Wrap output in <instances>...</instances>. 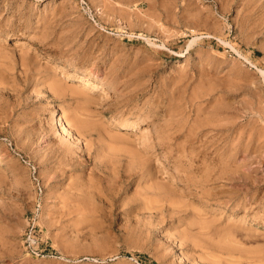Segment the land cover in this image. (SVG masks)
Returning a JSON list of instances; mask_svg holds the SVG:
<instances>
[{
    "label": "rangeland",
    "instance_id": "obj_1",
    "mask_svg": "<svg viewBox=\"0 0 264 264\" xmlns=\"http://www.w3.org/2000/svg\"><path fill=\"white\" fill-rule=\"evenodd\" d=\"M261 67L264 0H0V264H264Z\"/></svg>",
    "mask_w": 264,
    "mask_h": 264
},
{
    "label": "bare ground",
    "instance_id": "obj_2",
    "mask_svg": "<svg viewBox=\"0 0 264 264\" xmlns=\"http://www.w3.org/2000/svg\"><path fill=\"white\" fill-rule=\"evenodd\" d=\"M196 40H197V37L194 36L193 39L190 41L189 46H191ZM241 53H242V52H241ZM239 55H240V53H239ZM243 55H244V54H243ZM243 57H244V56H243ZM243 57H242V58H243ZM244 58L248 59L246 56H245ZM247 61H249V59H248ZM249 62H250V61H249ZM258 66H260V65H258ZM258 66H257V67H258ZM262 67H263V66H262ZM262 67L260 68L259 71H261V73L264 75V69H263ZM84 82H85L86 87L89 88V89H91V91H92L93 93H97L98 89H103V86H104V85H103V82H97V81H96V82H92V81H91V76L85 77V78H84ZM61 84H62V83H61ZM102 85H103V86H102ZM56 88H58V87H56ZM84 88H85V87H84ZM62 90H63V89H62ZM84 90H85V89H84ZM58 91H59V90H58ZM99 91H100V90H99ZM64 92H65V91H64ZM82 92H83V93H82ZM82 92H81V93L84 94L85 91H82ZM62 93H63V92H62ZM85 94H86V93H85ZM85 94H84V95H85ZM87 96H89V95H87ZM87 96L85 95L84 99H81V98H82V97H81V98H80V99H81L80 101L83 100V102H85L84 104L88 103L89 106L92 105V104H96V106H97V105L99 104V103H98L99 101L97 102L98 99H97V100L94 99V98H95L94 96H89V97H87ZM92 97H93V98H92ZM96 98H97V97H96ZM80 101L78 100L79 104L81 105ZM83 102H82V106L79 105V107H82V108H80L81 110H83V109H84L83 106H85V105L83 104ZM97 103H98V104H97ZM86 105H87V104H86ZM85 107L88 108L87 106H85ZM94 107H95V105H94ZM86 108H85V109H86ZM85 109H84V111H85ZM89 109H90V108L86 109L85 112L89 111ZM93 109H94V111L96 112L95 108H93ZM85 112H82V113L84 114ZM90 112L92 113L93 110L90 109ZM90 112H89V113H90ZM118 112H119V111H118ZM54 113H55V112H54ZM87 113H88V112H87ZM93 113H94V112H93ZM93 113H92L91 115H93ZM83 114L79 117V118L81 119V121L83 120V118H84V119H86V118L89 119L90 116H91L90 114H89V115H86V114H85L87 117H86L85 115H84V116H85V117H84ZM137 114H138V113H137ZM137 114L134 113L133 115H134V116H139V117H141L140 114H138V115H137ZM96 115H98V114H96ZM58 116H59V119H60V122H61V125H62L63 132H68V133H70V130H71L70 125H73L74 123L72 124L71 122H69V123H71V124H69V123L67 122L68 119L66 120V119L64 118L63 115H60V113L58 114ZM82 116H83V117H82ZM94 116H95V114L93 115V117L91 116L90 120L93 119V118H95ZM81 117H82V118H81ZM128 118H129V117H128ZM137 118H138V117H137ZM93 120H95V121H97V122L99 121V120H97V119H93ZM93 120H91V122H89L88 120H86V121L83 120L84 122L82 121V123L85 124V123L88 122L90 126H93L94 123H95V122H94V123L91 125V123L93 122ZM138 120H139V119H132V120H130V118H129V119L126 118V119H123V120L116 121V122H117L116 125H117V127L120 128V129H131V130H132V129H135V128L139 125V124H138V123H139ZM81 121H80L79 123L82 125ZM73 122H74V120H73ZM88 123H87V124H88ZM80 124L78 125V122H77V125H76V126H81ZM84 124H83V126H84ZM95 124H97V123H95ZM100 124H102V123H100ZM74 125H75V124H74ZM97 125L100 126V125H99V122H98ZM97 125H96V126H97ZM114 125H115V124H114ZM85 126H86V125H85ZM94 126H95V125H94ZM94 126H93V127H94ZM74 127H75V126H74ZM115 127H116V126H115ZM78 128L81 129V127H78ZM88 128H89V127H88ZM82 129H85V130H86L85 127H83ZM82 129H81V130H82ZM90 129H91V128H90ZM76 130L80 132V130H78V129H76ZM87 130H88V129H87ZM82 131H83V130H82ZM78 134H79V133H78ZM112 137H113V135H112ZM115 137H117V136H115ZM124 138H125V137H124ZM127 142H128V141H127ZM211 145H212V144H211ZM134 153H135V152H134ZM141 163H142V162H141ZM237 166H238V165H237ZM222 172H224L223 169L220 170V172H218V173L216 172V175L219 176ZM234 172H235V171H234ZM115 176H116V175H115ZM186 177H187V176H186ZM207 177H208V174H207ZM211 177H212V176H211ZM223 177H224V176H223ZM245 177H246V176H245ZM185 180L189 183V182H191L193 179H192L191 177H188V178H185ZM237 180H238V179H237ZM199 181H200V180H197V182H199ZM89 183H90V182H89ZM147 183H148V182H147ZM200 183H201V185H200ZM200 183H199V185L202 187V190H203V191L200 190L199 193H193V192H191V193H189V194H192L193 196L198 195L199 198L202 199L203 197H204V198L206 197V191L204 190V189H206V188H205L206 185L204 184V182H201V181H200ZM145 184H146V183H145ZM191 184H192V182H191ZM239 184H240V183H239ZM187 185H188V187H189L190 184H187ZM194 185H195V184H194ZM197 185H198V184H197ZM203 185H204L205 187H204ZM254 185H255V184H254ZM89 186H90V185L88 184L87 187H89ZM243 186H244V185H243ZM90 187H91V186H90ZM90 187H89V189H90ZM109 187H111V186H109ZM203 187H204V188H203ZM151 188H152V187H151ZM155 188H156V187H155ZM189 188H190V187H189ZM199 189H201V188L199 187ZM245 189H246V188H245ZM91 190H92V189H91ZM91 190H89V191H91ZM94 190H95V188H94ZM100 190H101V189H100ZM120 190H121V189H120ZM206 190H207V189H206ZM155 191H156V190H155ZM197 191H198V190H197ZM208 191H209V190H208ZM82 192H83V193H82ZM86 192H88V190L85 191V193H86ZM92 192H93V191H92ZM97 192H98V193H102L101 191H100V192L97 191ZM97 192H96V193H97ZM175 192H176V191H175ZM204 192H205V194H204ZM85 193H84V188H83V190H81V194L83 195V194H85ZM93 193H94V192H93ZM96 193H94V194H96ZM209 193L211 194L210 191H209ZM214 193H215V192H214ZM45 194H46V193H45ZM86 194H87V193H86ZM189 194H188V195H189ZM210 194H208V192H207V196H209ZM99 195H101V194H99ZM135 195H136V194H135ZM204 195H205V196H204ZM184 196H185V195H184ZM189 196H190V195H189ZM77 197H78V196H77ZM127 197H128V196H127ZM187 197H188V196H187ZM209 197L211 198V196H209ZM106 198H107V197H106ZM206 198H207V200H208V197H206ZM253 199H254V198H253ZM82 200H83V198H82ZM82 200H81V202H82ZM105 200H106V199H105ZM123 200H124V199H123ZM174 200H175V199H174ZM209 200H210V199H209ZM125 201H126V200H125ZM125 201H124V202H125ZM148 202H150V201H148ZM74 203H75V202H74ZM79 203H80V202H79ZM85 203H86V202H85ZM179 203H180V202H179ZM247 203H248V202H247ZM89 204H90V203H89ZM141 204H142V203H141ZM146 204L148 205V203L146 202L145 204H143V206L145 205V207H146V206H147ZM149 205H150V204H149ZM149 205H148V206H149ZM174 205H175V204H174ZM174 205H171V206H174ZM148 206H147V207H148ZM151 206H152V205H151ZM153 206H155V205H153ZM176 206H177V205H176ZM179 206H180V205H179ZM179 206H178V207H179ZM187 206H188V205H187ZM147 207H146V208H147ZM155 207H156V206H155ZM174 207H175V206H174ZM153 208H154V207H153ZM153 208H152V209H153ZM172 208H173V207H172ZM148 209H149V208H148ZM194 211H195V210H194ZM194 211H193V212H194ZM169 212H170V211H169ZM197 215H199V214H197ZM192 216H193V215H192ZM201 217H202V216H201ZM197 218H198V217H197ZM203 218H204V217H203ZM204 219H205V218H204ZM206 221H207V220H206ZM204 222H205V221H203V224H204ZM207 222H209V221H207ZM195 223H196V222H195ZM200 223H201V222H200ZM214 224H215V223H214ZM197 226H200V225H197ZM204 227H205V225H204ZM231 227H232V226H231ZM189 228H190V227H189ZM200 228H201V231H202V228H203V227H200ZM206 228H207V227H206ZM185 229H186V228H185ZM228 229H229V228H228ZM186 230H187V229H186ZM186 230H185V231H186ZM188 230H191V229H188ZM192 231H193V230H192ZM195 231H198V230H195ZM199 231H200V230H199ZM203 231H204V230H203ZM213 231H214V230H213ZM235 231H236V230H235ZM247 231H248V230H247ZM186 232H187V231H186ZM190 232H191V231H190ZM204 232H205V231H204ZM206 232H208V231H206ZM206 232H205V234H206ZM252 232H254V231H252ZM255 232H257V231H255ZM258 232H259V231H258ZM199 233H200V232H199ZM196 234H197V233H196ZM205 234L203 233V235H199V236H204ZM208 234H209V233H208ZM225 234H226V233H225ZM235 234H236V233H235ZM241 234H242V232H241ZM197 235H198V234H197ZM212 235H213V234H212ZM237 235H238V234H237ZM205 236H206V235H205ZM209 237H210V236H209ZM209 237H208V238H209ZM211 237H212V236H211ZM211 237H210V238H211ZM232 237H233V236H232ZM237 237H238V236H237ZM194 238H195V237H194ZM227 238H228V237H227ZM234 238H236V237H234ZM180 239H181V238H180ZM206 239H207V238H206ZM211 239H212V238H211ZM214 239H215V238H214ZM229 239H230V238H228V240L225 239V241H224V240H223V241L226 242V243L228 244V245H226V248H227V249H233L232 247H234V246H232V245H234V243H233V242H230ZM185 240H186V239H185ZM215 240H217V238H216ZM230 240L232 241L233 238H231ZM234 240H235V239H234ZM240 240H241V239H240ZM251 240H252V239H251ZM186 241H187V240H186ZM209 241H210V240H209ZM227 241H228V242H227ZM237 242H238V241H237ZM240 242H242V241H240ZM211 243H212V242H211ZM216 243H217V241H216ZM247 243H248V242H247ZM255 243H256V242H255ZM262 243H263V242H262ZM229 244H230V245H229ZM231 244H232V245H231ZM245 244H246V243H245ZM203 245H204V244H203ZM237 245H238V244H237ZM239 245H240V244H239ZM218 246H219V241H218ZM240 246H242V245H240ZM255 246H256V244H255ZM259 246H260V245H259ZM235 248H236V245H235ZM235 248H234V249H235ZM257 248H258V247H257ZM253 249L256 250L255 248H253ZM259 249H261V248H259ZM245 250H246V247H245ZM250 250H251V249H250ZM242 251H243V250H242ZM214 254H215V253H214ZM209 255H210V254H209ZM211 255H212V254H211ZM211 255H210V256H211ZM244 255H245V254H244ZM257 255H258V254H257ZM259 255H260V254H259ZM262 255H263V254H262ZM262 255H260V257H261ZM218 256H219V255H218ZM248 256H250V255H248ZM251 256H252V255H251ZM209 258H210V257H209ZM225 258H226V257H225ZM240 258H241V257H240ZM252 258H253V257H252ZM252 258H251V259H252ZM257 258H259V257H257ZM249 259H250V258H249ZM229 260H230V259H229ZM253 260H254V261L256 260V261L258 262L257 259H253ZM232 261H233V260H232ZM254 261H253V262H254ZM256 261H255V262H256ZM213 262H215V260H214ZM233 262H234V261H233ZM249 262H250V263H253V262H251L250 260H249ZM255 262H254V263H255ZM258 263H259V262H258ZM258 263H257V264H258Z\"/></svg>",
    "mask_w": 264,
    "mask_h": 264
}]
</instances>
